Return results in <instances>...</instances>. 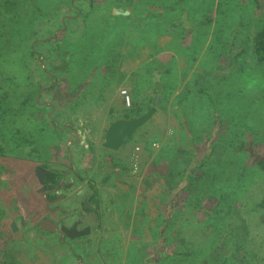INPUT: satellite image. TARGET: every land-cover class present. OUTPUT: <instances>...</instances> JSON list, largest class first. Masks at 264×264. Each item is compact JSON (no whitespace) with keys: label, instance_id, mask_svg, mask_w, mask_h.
I'll use <instances>...</instances> for the list:
<instances>
[{"label":"rangeland","instance_id":"1","mask_svg":"<svg viewBox=\"0 0 264 264\" xmlns=\"http://www.w3.org/2000/svg\"><path fill=\"white\" fill-rule=\"evenodd\" d=\"M261 28L264 0H0V264H264V168L232 150L264 155V89L247 87ZM156 82L154 116L102 147ZM35 166L75 169L58 205L91 234L71 248L39 227Z\"/></svg>","mask_w":264,"mask_h":264},{"label":"flooded vegetation","instance_id":"2","mask_svg":"<svg viewBox=\"0 0 264 264\" xmlns=\"http://www.w3.org/2000/svg\"><path fill=\"white\" fill-rule=\"evenodd\" d=\"M23 159L25 163H29V164L32 163V158L30 156L25 157ZM33 171L37 180H38L37 175H39L42 178L43 184H40L39 190L44 186L45 197L48 200V204L45 203V214L41 219V221L44 219H48L56 224V231H48V230H44V231L58 234L59 241L70 248H71V244H69V242L75 243V241L90 236L91 228L86 225L83 226L82 223L83 219L81 217H75L74 214L64 210L62 207L58 205V203L64 199L63 195L59 194V191L67 188L69 189L72 187V182L66 183L65 181L67 175L75 172V169L66 168L63 171H59L53 169L48 170L41 166H35ZM52 172L60 173V177H58L57 182H55V179L52 176ZM76 178H78L77 175ZM90 199L91 197L87 198L86 200H81V206L82 208H85L89 205V209L94 211L97 216V214H99L98 209L95 205L91 204ZM96 219L97 221H99V217H97ZM39 227H40V222H39ZM61 227H63L64 230H61ZM101 229H102L101 227L97 228L99 232L101 231Z\"/></svg>","mask_w":264,"mask_h":264},{"label":"water","instance_id":"3","mask_svg":"<svg viewBox=\"0 0 264 264\" xmlns=\"http://www.w3.org/2000/svg\"><path fill=\"white\" fill-rule=\"evenodd\" d=\"M115 14L127 15L129 12L122 8H117L114 10ZM157 90L153 107L148 109L146 112L134 117V118H118L109 122L103 137V142L101 144L107 150L118 151L122 146L136 133V131L144 126L149 120L154 116L156 110L160 107L162 94L161 85L156 82L154 85ZM38 176L39 184H43L42 178ZM39 193L43 196L44 202L48 204V200L45 197L44 186L39 190ZM13 232L16 231L14 223L10 225ZM40 227L43 230L56 231V224L48 219H44L40 222ZM61 230H64L61 227Z\"/></svg>","mask_w":264,"mask_h":264},{"label":"trees","instance_id":"4","mask_svg":"<svg viewBox=\"0 0 264 264\" xmlns=\"http://www.w3.org/2000/svg\"><path fill=\"white\" fill-rule=\"evenodd\" d=\"M140 3H142L140 5ZM147 9V8H146ZM147 15L152 13V8H149V10H146ZM137 11V16L141 17L142 19H144V2H139L136 8ZM253 49H254V54L256 55L257 60L260 63H264V28L258 29L255 32L254 35V43H253ZM252 143H245V142H241L238 143L234 146H232V150L235 153H239L242 154V158L244 159V162H246V165H250L253 167H259V168H264V155H260L257 152H255L254 149H252ZM248 167V166H247ZM246 170L242 169L241 173H245ZM244 175H247L246 173ZM52 176L55 179V182L58 181V177H60V173H56V172H52ZM232 180H234V182L232 183V188L234 190L231 191V193H229L228 195H230V197L232 198V196H236L237 192L239 191V188H237L236 186L237 183H245L247 180V178L245 176H239L238 175L236 177H234ZM258 206L262 209H264V198L260 200V202L258 203ZM236 246V245H235ZM237 250H240V246L237 245Z\"/></svg>","mask_w":264,"mask_h":264},{"label":"clouds","instance_id":"5","mask_svg":"<svg viewBox=\"0 0 264 264\" xmlns=\"http://www.w3.org/2000/svg\"><path fill=\"white\" fill-rule=\"evenodd\" d=\"M247 87L253 93L264 89V77L260 74H250Z\"/></svg>","mask_w":264,"mask_h":264},{"label":"crops","instance_id":"6","mask_svg":"<svg viewBox=\"0 0 264 264\" xmlns=\"http://www.w3.org/2000/svg\"><path fill=\"white\" fill-rule=\"evenodd\" d=\"M165 57L167 56H162V55H157L155 56L154 58H152L148 63H149V67H151V70L157 74H160V66H161V63L165 60H168V58L166 59ZM151 71V72H152ZM178 93V91H177ZM176 93V94H177ZM162 94V93H161ZM120 99V98H119ZM86 208V207H85ZM133 224V222H131Z\"/></svg>","mask_w":264,"mask_h":264},{"label":"built area","instance_id":"7","mask_svg":"<svg viewBox=\"0 0 264 264\" xmlns=\"http://www.w3.org/2000/svg\"><path fill=\"white\" fill-rule=\"evenodd\" d=\"M123 93H125V92H123ZM126 100H127V101H129V99H128V97H127V96H126Z\"/></svg>","mask_w":264,"mask_h":264}]
</instances>
